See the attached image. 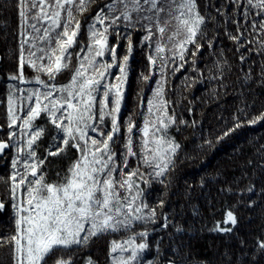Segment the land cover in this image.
<instances>
[{"label": "snow or ice", "instance_id": "snow-or-ice-1", "mask_svg": "<svg viewBox=\"0 0 264 264\" xmlns=\"http://www.w3.org/2000/svg\"><path fill=\"white\" fill-rule=\"evenodd\" d=\"M12 7L18 17L19 44L18 66L9 79L17 83L10 85L7 95L9 131L6 139H0V155L14 150L8 177L14 231L0 235V249L8 250L10 264H49L50 260L76 264L73 257L94 239L124 233L125 238L111 242V264H178L175 240L168 245L173 254L169 255L163 238L150 239L151 233L170 227L174 232L169 236L184 232L174 221L175 210L172 214L163 211L164 198L155 205L148 200L153 184L164 185L165 190L170 186V173L176 168L182 145L171 130L189 124L173 110L178 102L168 98V78L189 63L197 71L202 49L206 44L215 50L220 28L236 46L241 63L248 59L242 50L255 51L264 59V0H206L203 12L198 0H14ZM93 7L95 15L86 25L87 42H83L79 17ZM137 33H142L138 42ZM137 48L145 52L148 67L138 82L148 87L155 79V85L146 100L144 88L140 89L137 110L121 120ZM226 63L217 61L208 79L223 77ZM26 66L35 72L31 80L24 74ZM65 71L71 73L70 79L60 84L58 77ZM259 75L264 85V63ZM252 78L250 66L243 79ZM188 81L185 77L186 88L199 83ZM32 83L36 87H20ZM220 86L226 87L223 82ZM252 106L245 104L239 111ZM45 118V123H38ZM245 122H264V111ZM242 126L237 119L217 141ZM204 144L211 145V141ZM257 153L258 162L247 161L251 175L245 169L240 178L248 181L244 187L236 190L232 182H226L229 186L222 189L237 195V204L248 196L249 208L256 201L248 194L264 199V183L258 186L257 181L264 178V145ZM50 157L71 161L66 170L54 169L51 179ZM131 158L137 166L130 165ZM200 187H204L203 180ZM5 208L0 200V211ZM235 208H229L211 230L233 234L239 223ZM193 214H197L195 207ZM140 225L142 230L136 231ZM153 250V258H147ZM261 261L264 239L257 238L256 251L244 264ZM85 264L95 262L89 257Z\"/></svg>", "mask_w": 264, "mask_h": 264}, {"label": "trees", "instance_id": "trees-1", "mask_svg": "<svg viewBox=\"0 0 264 264\" xmlns=\"http://www.w3.org/2000/svg\"><path fill=\"white\" fill-rule=\"evenodd\" d=\"M14 0H0V139H6L7 127V95L10 85L17 82L11 81L9 76L14 73L18 66V44L19 26L18 17L12 7ZM218 2V0H216ZM201 11L204 10L206 0H198ZM95 7L83 14L81 19L84 28L79 35V40L87 42L86 25L91 22L95 15ZM214 12V9L212 10ZM239 19V17H237ZM212 25L209 24V28ZM235 31L232 25H229ZM220 35L216 43L215 50H210L205 44L197 60V71L192 70L189 63L181 72L174 77L169 76L168 98L177 101L173 110L178 117L187 120V126L178 125L179 131L175 127L171 134L182 145L179 153L176 168L170 173V186L165 190L164 185L153 184L148 200L155 205L159 199L166 200L164 212L169 214L175 210L174 221L179 223L184 232L178 237L169 236L174 232L170 227L167 231L161 229L159 233H151L150 239L155 241L158 237L164 240V251L173 255L168 245L172 240L176 241L178 264H244L256 251L257 238L264 239V199L256 195H251V199L256 203L249 208L247 206L248 196H245L244 203L237 204V195L229 194L222 189L232 182L231 187L238 190L244 187L247 179H240L245 169L251 175L253 169L247 165L248 160L259 161L257 150L264 145V122L256 125H249L245 121L252 119L261 111H264V85L261 84L260 65L264 59L257 53L245 52L248 57L246 63H241L239 54L235 51V45L225 35L223 28L217 30ZM142 33H137L134 39L138 42ZM211 36V32L209 33ZM114 42V40H113ZM258 47V45H249ZM223 49V56L220 50ZM119 55L124 54V45L118 50ZM110 59V58H109ZM227 61L223 65L225 75L219 79L209 80L208 77L215 73L214 64ZM134 71L130 74L126 85L125 105L122 108L121 120L130 113L137 110L139 103L137 93L144 88L145 100L151 95V88L155 85V79L149 82L148 87L143 82H138L141 72L147 73V60L145 52L137 48L132 58ZM252 69V80L244 81L245 73ZM211 69V71H209ZM24 74L28 79L35 76V72L30 67H25ZM71 73L65 71L57 82L67 83ZM185 77L189 78L191 84L193 80L199 83L192 87L183 86ZM47 80L46 76L41 77ZM158 78V77H157ZM223 82L226 87H221ZM22 88L36 87L34 83L20 85ZM27 103V102H26ZM245 104L254 105L248 107L246 112H240ZM192 112L189 113L188 109ZM141 111L144 109L141 108ZM244 126L237 129L231 135L217 141L224 131L235 126L236 120ZM192 121H196L195 127ZM46 118L39 120L43 124ZM138 124L142 122L137 120ZM211 141V145L204 144V141ZM47 144V140L43 142ZM75 150H73V155ZM14 150H6L0 155V200L4 201L6 208L0 211V235H9L14 231L13 212L8 196V177L11 174V158ZM53 162V170L50 179L54 178V169L66 170L68 159L49 158ZM135 158L130 159L132 167L137 166ZM201 180L204 187H200ZM240 180L239 184L234 181ZM258 186L264 183V178L258 177ZM191 185V189L188 186ZM236 205L235 211L238 215L239 223L233 234H223L212 231L217 221L223 220L226 211ZM181 206L183 210L181 211ZM193 207L197 209V214H193ZM143 226H137L136 231L142 230ZM127 234H109L94 239L89 247L79 251L73 259L76 264H85L87 258H91L95 264H111L109 251L111 242L125 238ZM240 240L245 244L241 246ZM245 253L248 255L245 256ZM149 254L147 258H153ZM0 260L4 264H10L8 250L0 249ZM49 264H53L50 260ZM264 264V261H261Z\"/></svg>", "mask_w": 264, "mask_h": 264}]
</instances>
